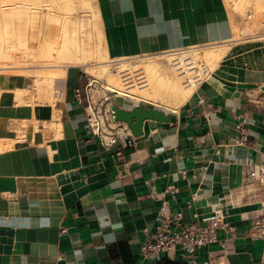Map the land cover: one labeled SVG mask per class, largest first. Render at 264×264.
<instances>
[{
	"label": "crops",
	"instance_id": "obj_1",
	"mask_svg": "<svg viewBox=\"0 0 264 264\" xmlns=\"http://www.w3.org/2000/svg\"><path fill=\"white\" fill-rule=\"evenodd\" d=\"M97 8L111 57L226 49L176 109L114 98L120 108L168 115L145 119L139 135L132 130L137 145L125 157L88 131L73 95L82 68L55 78L64 92L56 103L20 102L17 90L33 88L34 79L0 72V139L12 142L0 148V264H260L264 242L249 234L256 205L230 204L228 194L264 160L263 38L232 37L224 0H97ZM243 118L254 147L235 144ZM163 206L182 211L185 222L223 209L234 229L193 256L146 259L140 246Z\"/></svg>",
	"mask_w": 264,
	"mask_h": 264
},
{
	"label": "rangeland",
	"instance_id": "obj_2",
	"mask_svg": "<svg viewBox=\"0 0 264 264\" xmlns=\"http://www.w3.org/2000/svg\"><path fill=\"white\" fill-rule=\"evenodd\" d=\"M38 1L0 0V40L3 42H12L13 40L16 48L19 49L21 45L19 51L23 49L24 51L22 50V52L25 54L24 59H22V63L19 61V63L11 64L14 66H9L4 61H0V72L23 73L28 76H31L34 79L33 88L27 90H17L18 100L20 102L24 101L35 103L37 101L40 102L45 100L51 103H56V100H58V91L55 88L53 81L51 80L53 78L51 72L56 71V69L61 65L65 66L67 64V61L65 54H62L63 56H59L57 55L56 51H54L53 57L47 56L48 50L51 49V47L53 46H57V44H55V41H61V44L65 43L66 47L68 48L67 52L70 53V55L75 54L74 49H76L78 43L86 46L92 45V47L94 48V56L92 55L89 57L90 63L100 61L101 59L115 60L124 59L127 57H111L109 52L105 48L106 43L103 37L101 21L100 18L98 19L95 13V8H97V0H40V2ZM224 1L233 18L232 24L234 27V34L232 37L238 39L247 38L250 35H256V37L258 38L264 37V0ZM10 3H12L13 7H10ZM31 3L32 6L30 5ZM25 4H27V7L24 8V6H26ZM14 7L16 9H13ZM71 16H73L72 19L69 18ZM82 22L86 24L89 22L86 25L87 33L85 31L86 27L81 26ZM64 36L66 37V39ZM18 42L22 43L23 45L19 44ZM17 44L19 46H17ZM25 45L27 47H25ZM23 46L25 49L23 48ZM211 47L213 46H192L188 47V50H185L184 48L183 50L180 49V52L173 51V56H176L177 53H189L190 56L191 54L193 55V57H191L194 59L196 68H194L192 71H190L192 67L188 68V71L186 73L188 77H185L186 79H181L182 81H184V84L190 83L191 85H194L195 89V87L207 77L211 70H213L216 64L221 60V58L211 60H208L206 58L205 53L208 49H211ZM40 53H42L43 56H41ZM37 54L40 56H38ZM135 59V62L140 64L141 67H143L144 64H146V62L150 58H148L147 55H140ZM36 64L39 65V71L44 73V76L42 78H40L34 70L33 65ZM167 64L168 66L170 65L168 61L166 65ZM17 65L20 66L18 67ZM71 65L80 67L82 68V70L84 69L90 74L97 75L98 73L97 76L106 78V75L102 74L99 68L88 67L86 64L80 63H71L66 66L68 67ZM171 65L174 66L173 60L171 61ZM169 67L171 68V66ZM107 69L110 71V73H112L110 63L108 64ZM145 71L146 70L144 68V72ZM196 74L200 75L202 79V81L198 82V84L195 83V81L197 80ZM46 75L47 77H45ZM181 75L183 76L185 74H180V76ZM135 99L137 102L140 103H146L158 107H168L171 109L173 108L168 104V101L170 99L167 100V98H165V100H162L160 98H145L144 100H137V98ZM116 100L119 102L123 101L124 99L116 98ZM145 100H148L149 102ZM12 127L18 129L19 125L14 122L12 124ZM56 127V124H48V132L55 131ZM4 145L5 147L9 146V142L6 141ZM4 145L2 146L3 148Z\"/></svg>",
	"mask_w": 264,
	"mask_h": 264
},
{
	"label": "built area",
	"instance_id": "obj_3",
	"mask_svg": "<svg viewBox=\"0 0 264 264\" xmlns=\"http://www.w3.org/2000/svg\"><path fill=\"white\" fill-rule=\"evenodd\" d=\"M261 38L264 40V37ZM136 57L139 56H128L110 62L112 73L120 76L122 90L126 94L111 90L106 78L90 74L84 69L81 72L80 84L73 89L75 101L85 109L89 133L97 136L106 149L115 148L120 157H125L128 150L135 148L137 141L129 123L115 118L113 100L116 97H128L136 100L130 95L132 92L129 90L146 87L147 76L144 68L135 62ZM179 60V58H174V65L181 63ZM183 62L188 68L192 67L190 71L196 68L189 53ZM123 63H126V66L122 67ZM186 73L187 70L182 72V74ZM63 96L64 92L59 91L58 100ZM144 99L140 98V100ZM57 129L58 126L52 134ZM236 130L235 144L254 147L244 118L237 122ZM262 183H264V160L251 166L247 173V181L237 191L228 194V202L236 204L245 201L256 205L251 215L249 234L264 242V189ZM227 218L228 215L223 209H217L200 219L185 222L182 211H170L166 206H163L160 208L154 230L150 232L149 238L141 244L140 252L146 259L158 255L160 252L170 255L171 252L178 251L184 256H193L206 245L220 242L222 240L219 236L221 230L234 229ZM203 264L213 263L208 260ZM260 264H264V259Z\"/></svg>",
	"mask_w": 264,
	"mask_h": 264
},
{
	"label": "bare ground",
	"instance_id": "obj_4",
	"mask_svg": "<svg viewBox=\"0 0 264 264\" xmlns=\"http://www.w3.org/2000/svg\"><path fill=\"white\" fill-rule=\"evenodd\" d=\"M38 2H40V0ZM32 3L30 4L31 6H32ZM10 4H11L10 7H13L12 3H10ZM3 5H6V4H3ZM25 5L26 6H24V8L27 7V4H25ZM13 9H16V8L14 7ZM95 13L99 19L100 14H99L98 8H95ZM69 18L72 19L73 16H71ZM56 21H57V19H56ZM87 24L82 22L81 26L86 27ZM85 31L87 33V27H86ZM56 35H57V33H56ZM248 37L258 38V37H256V35H250ZM65 39H66V37H65ZM12 42H13V40H12ZM12 42H3L0 40V61H4L9 66H14L11 64L19 63V61L22 63V59H24V57H25V54L22 52L23 49H21L19 51L21 45H20L19 49H17L16 46L14 45V42L13 43ZM60 42L61 41H55V44H57V46L56 47L53 46V47H51V49L48 50V55H47L48 57H53V53H54V51H56L57 55H59V56H63L62 54L66 55V61H67L66 65H69L71 63L72 64L80 63V64H86L88 67L99 68L101 73L106 75L107 81L109 83L108 86L111 90L119 91L120 94H126L122 90L123 85L121 84L120 76L116 73H110V71L107 69L108 64L112 61L111 59H107V60L101 59L100 61L90 63L89 57L92 55L94 56V48L92 47V45L86 46V45H81L80 43H78L76 49H74L75 54L70 55V53L67 52L68 48L66 47L65 43L61 44ZM19 44H22V43H19ZM17 46H19V45L17 44ZM25 47H27V46L25 45ZM23 48H24V46H23ZM105 48L108 51V48L107 47H105ZM181 49L183 50L184 48H181ZM225 49H226L225 47H221V46H217L216 48L211 47V49L207 50V52L205 53V56L208 60L221 58L223 53L225 52ZM185 50H188V48H185ZM38 51H39V49H38ZM173 51H179L180 52V49L170 50V51H165V52H160V53H155V54H147L148 58H150V59L143 66L146 70L145 75L147 76V83H146L147 85L145 88H141V89L138 87L132 88L130 90V92H132V94H130V95L133 96V98H137L138 100L140 98H146V99L147 98H149V99L150 98H153V99L160 98L162 100H165V98H167V100L170 99L168 101V104L173 107L172 109L178 108L182 103H184L189 98V96L194 91V85H191L190 83L184 84V81L181 80V79H184L185 77H188L186 74L183 76L182 75L180 76V74H182V72H184L185 70L188 71V67L183 62V59L186 58V55H188V53L187 54L177 53L176 56H173ZM43 53H44V51H43ZM45 53H46V50H45ZM40 54H41V56H43L42 53H40ZM38 56H40V55H38ZM191 56L193 57L192 54H191ZM154 57H156V58H154ZM152 58H154V59H152ZM174 58H179L180 59L179 61H181V63H179L176 66L175 65L172 66L171 61L174 60ZM167 61L169 62V64H170L169 66H171V68L168 66V64L166 65ZM173 64H175V62H173ZM66 65L65 66L64 65H61V66L55 65V66H60V67H58L56 69V71L51 72L52 76H53V78L51 80L53 81V83L55 82L56 77L65 76L66 68H67ZM62 66H64V67H62ZM124 66H126V63L122 64V67H124ZM33 67H34L35 72L39 75V77L42 78L44 76V73L39 71V69H38L39 65L36 64V65H33ZM97 75H98V73H97ZM45 77H47V75ZM196 79H197L195 81L196 84H198V82L202 81L200 75H197ZM187 80H190V79H187ZM20 92H22V91H20ZM0 141H1L0 148L2 149L3 148L2 146L5 144L6 141H4L2 139H0ZM10 145H12L11 142H9V146ZM4 147H5V145H4Z\"/></svg>",
	"mask_w": 264,
	"mask_h": 264
},
{
	"label": "water",
	"instance_id": "obj_5",
	"mask_svg": "<svg viewBox=\"0 0 264 264\" xmlns=\"http://www.w3.org/2000/svg\"><path fill=\"white\" fill-rule=\"evenodd\" d=\"M115 118L118 120L127 121L132 128L134 134L141 133L143 121L147 118L158 120H167L168 115L163 110L150 108L146 106H138L132 110L120 108L117 105L113 106Z\"/></svg>",
	"mask_w": 264,
	"mask_h": 264
}]
</instances>
